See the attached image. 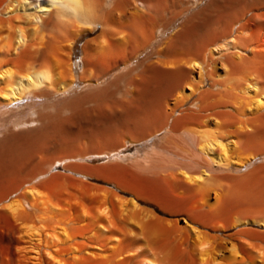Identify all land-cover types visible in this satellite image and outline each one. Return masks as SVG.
I'll return each mask as SVG.
<instances>
[{
  "label": "bare ground",
  "instance_id": "1",
  "mask_svg": "<svg viewBox=\"0 0 264 264\" xmlns=\"http://www.w3.org/2000/svg\"><path fill=\"white\" fill-rule=\"evenodd\" d=\"M263 147L264 0H0V264H264Z\"/></svg>",
  "mask_w": 264,
  "mask_h": 264
},
{
  "label": "rangeland",
  "instance_id": "2",
  "mask_svg": "<svg viewBox=\"0 0 264 264\" xmlns=\"http://www.w3.org/2000/svg\"><path fill=\"white\" fill-rule=\"evenodd\" d=\"M248 17H251V15H248ZM94 36L95 35L83 36L75 44V46H74V57H73V62L75 64L81 63V59L83 56V44L88 39L93 38ZM220 74L225 75V70L224 71L221 70ZM103 86H106V85H103ZM207 87H208V85H207ZM85 88H86V86L82 85L77 80L75 91L73 92L72 95L85 93L84 92ZM119 88L121 90H124L125 85H119ZM23 104H25V105L28 104V106H29V104H31V103H28V101H25ZM25 105H23V107H26ZM39 105L40 104H35L32 106H33V108L37 109V108H39L38 107ZM59 108H60V111H62L61 116L64 118L69 117V115L72 114L71 111L67 110L63 105H60ZM164 135H165V133L161 132L160 135H158L157 137H154V138L150 139L149 141L144 142V143H140V144H132L130 142H126L124 144L125 147L122 149V151L118 155V157H120V159H118V161L115 157H112L111 159L108 157H102V158H96L94 160H89V161L83 160V161H80L79 163L82 167H98V166H104L105 164L106 165H110V164L114 165L117 163H120L122 165H126V164L128 165V163H129L127 161L128 157H134L137 154H139V151H141V150L143 151V150L151 148V146H153L156 142H158L160 140V138H162ZM257 151L259 152V156L257 159L252 160L251 163L245 164L244 166L241 167L240 170L236 169L235 167H234V169L228 170L230 175L236 180V182H239L241 184L246 183V184H249L251 186H255L258 183L261 185H264V156H263L264 154H262V153H264V147L257 150ZM256 169H257V171H256ZM53 172L64 173L65 171L63 170L62 166H59ZM67 174L73 175L76 179H79L85 183L87 182V184L91 185L92 187H100L102 189L111 190V191L115 189L114 185H108L106 183L98 181L95 178H87V177H83L79 174L74 175L73 173H67ZM78 192H79L78 188L77 189L76 188L75 189L69 188V190H68L69 194H78ZM93 192L95 193V191H93ZM118 193H120V192H118ZM119 195H120L119 196L120 198H123L125 200H130L132 198L131 196L123 194V193H120ZM140 204H141L143 209H148V210L150 209L157 216L163 218L168 223L177 224L179 227H183L185 225V223H184L185 216L184 215L165 214L159 207H157L154 204L146 203V202H142V201H140Z\"/></svg>",
  "mask_w": 264,
  "mask_h": 264
}]
</instances>
